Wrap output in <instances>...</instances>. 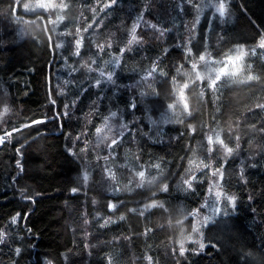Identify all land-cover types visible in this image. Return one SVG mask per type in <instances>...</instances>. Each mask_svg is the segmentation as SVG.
I'll return each instance as SVG.
<instances>
[{
  "label": "trees",
  "instance_id": "trees-1",
  "mask_svg": "<svg viewBox=\"0 0 264 264\" xmlns=\"http://www.w3.org/2000/svg\"><path fill=\"white\" fill-rule=\"evenodd\" d=\"M26 1L0 0V23H29L22 41L0 44V95L9 109L4 124L23 125L22 139L0 147V173L5 175L0 180V264H264V48L259 47L264 0H232L224 24L209 26L205 19L189 44L182 27L190 26L200 0H118L103 9L89 33L93 42L68 61L76 69L71 84L78 85L69 86L68 94L60 91L65 87L60 79V85L54 82L65 63L62 57L59 61L49 14L26 13ZM72 2L74 25L94 0ZM134 26L137 40H132ZM99 39L100 45L108 44L103 55L94 43ZM69 48L70 43L62 54ZM236 48H245V72L252 80L222 82L214 89L205 77L196 79L192 64L205 69L198 59L204 50L223 60ZM113 54L120 58L117 71L105 61ZM109 76L113 82L108 91L101 89L102 101L93 86L80 99L84 85L100 78L108 84ZM188 76L185 109L177 91ZM73 102L77 111L68 116L65 109ZM109 108L130 130L128 141L115 146L119 159L114 153L107 156L116 168L128 158L135 172L144 165L150 177L145 185L124 187L116 178L111 184L102 177L94 150L86 158L71 152L78 135L88 141L87 132L97 127L88 118L105 115ZM168 113L174 115L171 121L158 123ZM214 130L228 145L242 149L243 175L239 158L223 168V186L237 198L236 207L228 218L208 225L204 251L180 254L173 251V241L181 225L188 230L193 225L190 214L204 202L208 178L200 175L192 190L181 182L191 160L206 156ZM136 135L138 143L132 140ZM81 144L77 141L76 148ZM84 161L91 165L87 185ZM116 185L119 193H114ZM111 201L119 203L116 208ZM222 221L220 233L211 235Z\"/></svg>",
  "mask_w": 264,
  "mask_h": 264
},
{
  "label": "rangeland",
  "instance_id": "rangeland-1",
  "mask_svg": "<svg viewBox=\"0 0 264 264\" xmlns=\"http://www.w3.org/2000/svg\"><path fill=\"white\" fill-rule=\"evenodd\" d=\"M231 1L232 0H200L194 9V16L191 19L190 26L188 27L185 23L182 27L183 30L185 29V41H187L188 43V41H191V39L197 37L198 32L200 31V27L205 19H208L209 26L214 21H218V23L224 24L226 15H231L229 8ZM117 2L118 0H116V2L111 4L110 6H106L110 4V0H105L102 5H99L97 0H94V3L86 10L82 8V12H80L79 16L77 17V23L74 25H72L70 21V16L72 14V11L74 10V2H72V0H27L24 4H29V9H25L23 4V10L26 13L44 11L49 14V24L50 27L53 28V31L56 35V38L58 40V47L61 52V55H59V61L62 57L63 63H65V66H67L66 74L59 77V79L61 80V84H65V87L60 89L63 94H68L67 88L69 86H72L74 88L78 87V85L71 84L70 78L74 76L76 69L72 65H68V61L71 59L73 54L76 57L81 56L83 50L87 47V45H90L93 42V36H91V34L89 33L103 14V9L111 8ZM221 2L225 5V13L223 16H221L217 11V6ZM39 4H44L45 7L40 8L38 7ZM96 10H99L97 15H95ZM75 17V15L72 16L71 20L75 21ZM28 26L29 23L24 21H20L14 25L9 21L0 23V44H2L4 41H22L27 36ZM209 29L210 28H208L207 30ZM100 40L102 39L96 40L94 41V43L96 44V48L99 49L98 54L103 55L107 50L108 44L104 43L103 45H100ZM68 41L70 43L69 51L67 54L63 55L62 49L68 46ZM206 41H208V39H206ZM77 42H79V44ZM114 43L115 42H110L109 45H113ZM239 49H243L244 53H246L245 48H236L235 51L227 57H235L238 54ZM201 55H204L206 57V60L202 62L205 68L207 66L208 73H210L212 77H214L219 72L220 68L224 67L225 64H228L227 57H225L223 60H214L205 50L201 53ZM245 56L246 55H244L243 58L239 61H234L235 67H233V64H228L229 74L221 76V79L217 82L216 88H219L222 82H236V79L240 82H243L244 80L250 81L253 79L254 76L251 73L247 74L245 72V69L247 68ZM105 61L112 62L113 70L117 71L120 58L113 54ZM195 71L201 72V75L205 77V80L209 81L210 86L209 74L205 72V69H199L197 67ZM233 71L236 72V75L234 76L230 75V73ZM191 76H188V78L184 82H182L183 84L180 86V88H178L177 91L179 94L178 97L180 98L183 107L185 108V105H187L188 109L189 103L185 99L187 98V96L185 93L184 84L189 82ZM249 76H251L252 79H248ZM195 77H193L192 79H194ZM104 79L106 78H100V81H103ZM100 81L93 80L90 83L84 85L85 87L80 99L84 97V91L90 89L91 86H93V91L100 92L101 89H105L106 91H108L111 88L113 78L109 81L108 84L105 85H102ZM143 85L145 88L151 86L148 77L145 78V83ZM104 92H100L99 94L101 101L104 98ZM143 92H146V90L143 89ZM181 92H183V98H181ZM1 98L2 96L0 95V138H2V140H0V147H2L4 144H8V146L10 147L12 146L13 142H17L22 139L20 131L22 130L23 125L21 127H18L15 125L7 126L6 124H4L6 116L9 113V109H7V106L3 104L5 100H2ZM80 99H78V101ZM74 102L71 105L68 104L67 108L65 109V113L68 116L74 115L77 111V102ZM5 109H7V111H5ZM113 113H115V115H113ZM119 115L120 113L113 108H109L107 114L102 116H94L92 114L88 118L90 125L96 123L98 124L94 131L90 130L87 132V138L89 139V142L85 141V138L78 135L74 143L71 144L73 146L71 152L76 153L77 155L78 153H85L84 157L86 158L90 153L89 151L94 150L95 154L93 153V156L95 157V162L100 164V173L102 177L104 179H107L111 184L114 183V178H116L124 187H128V185L131 184L145 185L150 182V177L148 176L146 167L144 165H139L141 166L140 171L145 172V176L142 179L138 175L139 171L135 172L132 170L135 164L129 158L128 160L126 159V162L124 165H122V168H119L118 166L116 168L114 162L110 160L109 156H107L114 153V157H117L118 160L119 158L115 146L118 143H125V140L127 142L129 139V124L125 120H120L121 117ZM172 117H174V115L172 113H168L167 119L165 120L166 116H161L160 118H158V123H167L171 121ZM97 129H100L101 131L98 133ZM109 129H111V131H109ZM212 132L213 133L209 135V137L212 138V143H209V137L207 138V145L205 149L206 156H204L203 158L194 157L191 160L187 169L186 176L184 178V182H181L182 185L192 190L194 188V185L201 180V178L199 177L200 175H205L207 176L206 178H208L206 198L202 205L190 214L193 225L191 226L190 230L187 229L186 225H181L179 229V237L175 239L176 242L173 241V251H176L180 254L181 246L184 249L183 254H185L188 250H192V252L195 253H201L202 251H204L205 241L207 242L206 230L208 225L216 221L218 218H223V220L228 218L233 213V209L235 210L236 207L237 198L233 193L227 192L223 186V168L229 161V159L239 158L238 170L239 175L242 176L244 171V157L242 156V149L240 145H237L236 148H233L225 141H223L220 130H214ZM8 133H11V136L7 135ZM101 137H103V139H101ZM79 140L80 143H82L81 147L76 148L75 144ZM113 140H116V143L114 145L112 144ZM132 140H135L138 143L140 138H137L136 135L132 138ZM228 148L232 149L230 153L227 151ZM6 153H8V151H6ZM2 160L3 156L2 158H0V163L2 162ZM86 163H90V161H84L83 163L84 173L82 175V181L85 185L89 183L91 175V168H89L91 165L87 166ZM156 172L159 171L156 170ZM85 174H87V180L84 179ZM4 176V174L0 173V180L3 179ZM186 181H191V183L188 184L186 183ZM3 185L5 186L6 184L4 183ZM119 189L120 188L116 185L114 193H119ZM110 204L112 209H114L119 203L111 201ZM153 204H156V202ZM149 207L151 206L146 205L143 209H148ZM217 209H219V212L216 211ZM224 224V221L219 223L218 229L212 231L211 235L213 233L215 235H218ZM193 228L197 229V231H193ZM201 244L204 245L203 248L200 247Z\"/></svg>",
  "mask_w": 264,
  "mask_h": 264
},
{
  "label": "snow or ice",
  "instance_id": "snow-or-ice-1",
  "mask_svg": "<svg viewBox=\"0 0 264 264\" xmlns=\"http://www.w3.org/2000/svg\"><path fill=\"white\" fill-rule=\"evenodd\" d=\"M115 2H116V0H110V4L106 5V6H110L111 4H113ZM38 7L43 8V7H45V5L44 4H39ZM24 8L25 9H29L30 5L29 4H24ZM217 11L220 13L221 16L224 15V13H225V5H224V3L221 2V3L218 4ZM132 40H137V37L135 36V26L133 28ZM131 42L132 41H130L129 43H131ZM77 43L79 44V42H77ZM259 47L264 48V40L261 41ZM253 54H255V50H253ZM244 55H246V53H244L243 49H239L238 50V54L235 57H231V56L227 57L228 64H233V67H235L234 61L241 60ZM198 59H199V61H205L206 57L204 55H200L198 57ZM228 64H225L224 67L220 68L219 72L214 77H212L210 75V73H208V68L206 66L205 72L209 74L210 86L213 87L214 89L216 88L217 82L221 79V76L229 74L228 73ZM192 68H193V70H195L197 68V64L193 63L192 64ZM152 71L154 72V71H156V69L153 68ZM230 75L234 76V75H236V72L233 71V72L230 73ZM196 79H198V80H202L203 79V76L201 75V72H199V71L196 72ZM248 79H252V77L249 76ZM109 80H111V76H109ZM187 87H188V85L184 84V88H187ZM180 95H181V98H183V92H181ZM172 107H174V105L170 104L169 108H172ZM262 107H264V106H262ZM185 108H187V105H185ZM5 111H7V109H5ZM113 115H115V113H113ZM40 122L41 121H33V123H40ZM27 126H30V125H26V127ZM100 131H101L100 129H97L98 133ZM109 131H111V129H109ZM7 135L11 136V133H8ZM101 139H103V137H101ZM0 140H2V138H0ZM115 143H116V140H113L112 144L114 145ZM209 143H212V138L211 137H209ZM227 151L230 153L232 151V149L228 148ZM157 167H159V166L157 165ZM138 175H139L140 178L143 179L144 176H145V172L144 171H139ZM84 179L87 180V174H85ZM186 183L190 184L191 181H186ZM165 190H167V186H165ZM73 191H75V189ZM150 206H154V205H150ZM216 211L219 212V209H217ZM193 231H197V229L193 228ZM2 236H3V233H0V237H2ZM0 242H2V239H0ZM203 246H204L203 244L200 245L201 248H203ZM17 251H19V250H17ZM183 252H184V249L181 246V254H183Z\"/></svg>",
  "mask_w": 264,
  "mask_h": 264
},
{
  "label": "bare ground",
  "instance_id": "bare-ground-1",
  "mask_svg": "<svg viewBox=\"0 0 264 264\" xmlns=\"http://www.w3.org/2000/svg\"><path fill=\"white\" fill-rule=\"evenodd\" d=\"M66 68H67V66H63V67L60 68L61 69L60 71H58L57 73L56 72L54 73L55 74L54 75V82L55 83L59 82V77H61V75L65 73Z\"/></svg>",
  "mask_w": 264,
  "mask_h": 264
}]
</instances>
